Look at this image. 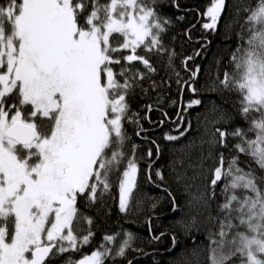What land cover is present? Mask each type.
<instances>
[{
	"label": "snow or ice",
	"instance_id": "1",
	"mask_svg": "<svg viewBox=\"0 0 264 264\" xmlns=\"http://www.w3.org/2000/svg\"><path fill=\"white\" fill-rule=\"evenodd\" d=\"M224 8L225 0H210L203 28L215 30ZM244 11L249 36L241 37L231 57L233 72L224 73L221 85L240 96L239 115L248 127L212 134V146L230 155L218 153L206 192L207 206L222 197L216 215L208 217L210 264H264V175L257 174L264 173V0ZM168 23L144 0H0V264H53L54 257L88 245L91 231L82 237L74 232L78 200L103 198L122 166L119 208L127 210L144 159H137L136 145L131 156L125 150L127 123L140 127L130 115L132 93L155 71L137 51L167 54L162 33ZM114 37L122 38L117 47ZM123 50L130 54L118 55ZM171 59L169 54L170 65ZM135 62L146 71L133 72ZM200 103L194 99L187 108ZM187 131L166 133L165 139L178 140ZM232 139L237 143L230 145ZM155 151L158 156L159 146ZM152 156L149 148L150 161ZM155 175L163 179L159 169ZM146 179L152 181L147 172ZM119 235H105L103 250L75 264H105L112 251L107 245ZM124 237L118 256L134 238L130 232Z\"/></svg>",
	"mask_w": 264,
	"mask_h": 264
},
{
	"label": "trees",
	"instance_id": "2",
	"mask_svg": "<svg viewBox=\"0 0 264 264\" xmlns=\"http://www.w3.org/2000/svg\"><path fill=\"white\" fill-rule=\"evenodd\" d=\"M105 1L100 0L101 3ZM256 3L257 0H225V8L216 29L206 30L203 24L208 19L203 13L210 0H148L147 5L154 6L160 18L170 23L162 33L167 54L147 53L143 48L137 51V54L149 59L155 71L148 74V78L132 93L130 115L139 120L140 127L136 123H127L129 139L125 146L126 153L131 156L133 145H136L137 159L144 157L139 163L135 199L131 198L126 211H120L119 179L122 166L110 177L112 188L103 198L94 204L89 203L87 198L78 200L80 219L74 226V232L82 237L91 231L93 236L89 244L83 245L79 251L54 257L53 264H73L94 250H103L101 245L105 244L104 236L114 233L120 235L115 244L107 245L112 251L105 258V264H210L208 232L213 228L208 217L216 215V206L222 202V197L218 195L210 206L205 204L211 175L205 176L202 173L205 188L201 204L207 222L201 228L186 225L183 216L186 194L179 185L180 174L174 175L176 170L173 165L178 156H183V163L190 167L196 162L200 151H203L210 157L214 169L219 152L230 155L225 149L212 146V134L216 129L231 132L237 127H248V122L239 115L240 96L235 91L225 89L221 80L225 72H233L231 57L238 43L243 42L241 37L246 41L249 36L247 13L244 10L255 7ZM83 22L82 17L81 23ZM128 54L130 50H123L118 55ZM169 54L172 56L171 65ZM188 57L192 59L189 60ZM197 67L199 71L193 79L192 73ZM137 69L146 71L143 65L135 62L132 71ZM115 70L119 71V68ZM178 78L180 85L176 83ZM185 81L188 83L185 84ZM192 88L196 91L193 92ZM194 99L201 103L187 108L188 103ZM148 106H151V111ZM185 108L187 111H184ZM177 113L183 116V121ZM253 118H258V115L254 114ZM177 124H180L179 129L176 128ZM185 128L188 131L178 140L165 139L166 133L179 136V132ZM137 131H141L140 136L136 135ZM199 139L202 143H198ZM151 141H155V144ZM185 143L190 144L185 146L186 151L181 147L187 145ZM235 143V139L230 141V145ZM157 146L160 149L158 156L155 151ZM149 148L153 150L151 161L147 157ZM181 150L182 154L179 153ZM231 154L234 155L235 152ZM241 161H246L243 154ZM150 162L154 163L149 170ZM198 165L196 163L195 167ZM241 166L247 167V163H242ZM252 167H256L255 164ZM156 169L161 171L162 180L155 175ZM146 172L152 176L151 182L147 181ZM194 174L198 175V171L192 176ZM257 174L264 175L259 170ZM85 218H91L92 223H87ZM127 232L134 237L131 247L124 256H118L116 250ZM161 233L164 235L161 236ZM153 236H160V239L153 240ZM193 248H196L199 257L186 263L183 256Z\"/></svg>",
	"mask_w": 264,
	"mask_h": 264
},
{
	"label": "rangeland",
	"instance_id": "3",
	"mask_svg": "<svg viewBox=\"0 0 264 264\" xmlns=\"http://www.w3.org/2000/svg\"><path fill=\"white\" fill-rule=\"evenodd\" d=\"M232 1L234 2V0H232ZM235 1H237V0H235ZM144 2H145V4H147L148 0L147 1L144 0ZM238 2H240V0H238ZM209 5L210 4H208L207 7ZM120 43H122L121 37H114L112 39L113 47H117ZM25 115H27V113H25ZM41 131H46V128L42 127ZM201 141L202 140H200L198 143H202ZM185 144H187V143H185ZM185 146L188 147V146H190V144L188 143L187 145L181 146L182 149H184V151H186ZM181 151L179 153L182 154L183 151L182 152ZM200 152H199L200 155L197 157V159H195L196 162H194V164L190 167L185 166V164L183 163L184 162L183 156H178L174 160L175 163L173 165V166H175V170H176V174H174V175L180 174V184L179 185L183 189L184 194H186V205H184L185 210H184L183 216H184V219H186L185 220L186 225H190L194 228L195 227L196 228L204 227L205 223L207 222L206 216L204 215V211L202 208L203 205L201 204V199H203L202 196L204 195L203 192H204V188H205L204 184H203L204 183V179H203L204 177H203L202 173L205 176H210L211 170L213 169V164H212V162H210L211 161L210 157H207V154L205 152H203V151H200ZM196 163L199 164L197 167H195ZM196 171H198V175L194 174V176H192L193 173H195ZM134 190L131 193L129 203L131 202V198L135 199L134 197L136 196V192ZM189 252L190 253L185 254L183 256V259L185 260L186 263L187 262L190 263V261L193 260L195 257L196 258L199 257L197 254L196 248L195 249L193 248ZM235 263L240 264V261L237 260ZM73 264H75V263H73Z\"/></svg>",
	"mask_w": 264,
	"mask_h": 264
}]
</instances>
